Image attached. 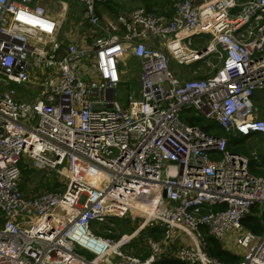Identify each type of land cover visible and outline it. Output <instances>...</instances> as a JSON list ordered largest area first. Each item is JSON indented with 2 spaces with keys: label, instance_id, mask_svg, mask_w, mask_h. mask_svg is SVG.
I'll list each match as a JSON object with an SVG mask.
<instances>
[{
  "label": "built area",
  "instance_id": "built-area-1",
  "mask_svg": "<svg viewBox=\"0 0 264 264\" xmlns=\"http://www.w3.org/2000/svg\"><path fill=\"white\" fill-rule=\"evenodd\" d=\"M76 1L89 44L59 41V20L36 0H0V264H229L205 250L207 236L228 235L241 253L234 264H264V228L243 223L261 217L264 176L226 136L180 118L191 110L228 135L264 136L254 101L264 90V0H175L170 15L134 8L102 23V0ZM128 56L140 94L122 104ZM169 58L206 76L181 79ZM23 82L41 86L33 100L8 89ZM21 160L57 173L58 189L25 195ZM126 217L137 228L114 237ZM145 225L162 229L145 238L147 254L124 249Z\"/></svg>",
  "mask_w": 264,
  "mask_h": 264
},
{
  "label": "rangeland",
  "instance_id": "rangeland-1",
  "mask_svg": "<svg viewBox=\"0 0 264 264\" xmlns=\"http://www.w3.org/2000/svg\"><path fill=\"white\" fill-rule=\"evenodd\" d=\"M53 6L51 7V4L49 6L52 10L58 12L60 11V5L58 4V0H50ZM67 3L68 6V13L65 15H61L60 18H62V24L60 25V34H66L70 19L73 17L72 13L74 11H77L81 8L80 3H78L76 0H62ZM175 0H104L100 2V12L103 16L101 17V23L104 19L115 17L117 13L119 12H126L128 10L134 9V8H144L147 9V7L150 6L151 3L157 4H163L168 3V7L172 9V4ZM148 10V9H147ZM150 11V10H149ZM154 12V11H153ZM79 14H83L82 10H80ZM80 22V20H78ZM82 25H85L87 29L89 30V27L86 23H83ZM82 30V31H81ZM77 35L78 37H81L82 35L86 37V32L83 31L82 26L81 29H77ZM88 33H91L88 31ZM71 34H74V31L71 32ZM98 34H102V30L99 31ZM82 36V37H83ZM92 34H90V37ZM90 37L89 40L90 41ZM196 38H202L207 39V34H201V36H197ZM87 38H85L86 42ZM210 61L213 63V65H218V58H213L212 56L209 57ZM139 64L136 62L135 58H132L131 56H128L122 64V75H121V83L117 86L115 90V99L124 104L128 100V94L131 93V91L135 92L136 97H139L140 94V85L138 82V74H139ZM169 66L170 68L175 72V74L180 77L181 79H193L195 78L199 73L196 72L193 68L195 64L191 66H185L182 65L180 62L169 58ZM200 70L205 69H211V66H209L206 63H201L198 65ZM202 72V71H201ZM8 89H12L15 91V97L18 99H24V100H33L34 97L40 92L41 86L38 84H31L29 82L25 83H10L8 86ZM254 101L256 103V106L258 108V117L264 118V90H257L255 92ZM231 135V134H229ZM230 147L229 149L246 155L250 158V170L251 172L257 173L256 169H254L256 166H262L264 165V159L262 157V145H263V136L262 133H252L249 136H234L230 137ZM253 153H255L258 156V160L253 159ZM25 166L28 168L27 164ZM258 174V173H257ZM48 178L50 180L56 179L59 180L58 174L51 171H41L32 169L30 174H26L22 176L21 181V188L25 195H36L39 193H42L47 190V186H49ZM63 189V188H62ZM264 206V204L262 205ZM253 216H248L245 220L253 219ZM128 219V222H125L124 220ZM141 220V219H140ZM262 222V220H261ZM115 233H126L130 234L129 228L134 227L137 228L138 221L132 222L129 218H122V219H115ZM264 225V223L262 222ZM148 228L145 225L141 230H139L135 234V238L132 240V242L124 247L126 250H130L131 252H134L135 254L139 255H146L147 249L145 246V238L148 237ZM230 249L234 251V253H239L238 250L234 248V243L231 242ZM231 251V252H232ZM84 254L87 258L91 257V255L87 252H81Z\"/></svg>",
  "mask_w": 264,
  "mask_h": 264
},
{
  "label": "trees",
  "instance_id": "trees-1",
  "mask_svg": "<svg viewBox=\"0 0 264 264\" xmlns=\"http://www.w3.org/2000/svg\"><path fill=\"white\" fill-rule=\"evenodd\" d=\"M205 76L206 73L203 72V73H199L195 78H204ZM180 118L184 123L194 127H198L205 133H214L220 136H226L227 140L229 139L230 135L225 133L224 129L221 128V126L216 121L207 119L200 113H196L195 111H191V110H184ZM229 147H230V140H228V148ZM19 164L21 166V171L23 175L31 173L32 169L27 168L22 162V160L19 162ZM261 167H262L261 169H257L256 171L259 175L264 176V165H262ZM48 181L50 182L48 183L49 186H47V190L49 191L58 189V187L60 186L59 181H57L56 179L50 180V178H48ZM253 217H254L253 219L244 220L243 223L255 233H261L264 228V225L262 224L261 219L258 216L253 215ZM124 221L128 222V219ZM129 229L130 230L128 233H132L135 230L134 227H131ZM161 231L162 229L159 226L148 227V235L154 238H159ZM120 235L121 233L119 234L117 233L114 234L113 236L118 238ZM206 239H207L206 242L207 245L205 250L209 255H211L212 257L216 258L219 261H223L229 264H234L239 261L240 257L230 251L223 249L222 245L218 240L214 239L211 236H207ZM157 264H184V263L177 260H171V261L162 260L159 261Z\"/></svg>",
  "mask_w": 264,
  "mask_h": 264
},
{
  "label": "crops",
  "instance_id": "crops-1",
  "mask_svg": "<svg viewBox=\"0 0 264 264\" xmlns=\"http://www.w3.org/2000/svg\"><path fill=\"white\" fill-rule=\"evenodd\" d=\"M36 1H37V3H39L40 5H42L52 17H54L55 19L59 20L60 25L63 23L62 22V18H60V16L63 13L66 16V13H68V6H67V3L66 2H65V8H62V5L60 4V1H62V0H58V4L60 5V11L56 12V11H54V10L51 9V7L53 8V6H52L51 3H49V2H51L50 0H36ZM102 1H104V0H102ZM196 1H199V0H196ZM62 2H64V1H62ZM49 4H51V7L49 6ZM100 5L101 4L99 3L98 12H99L100 17L103 18L102 14L100 12ZM170 7H168V3H165L164 2L161 5L160 4L155 5L154 3H151L150 6L147 7V8L150 9V11H154L156 13H166L167 15H170L172 13V9H170ZM80 10H82V12H83L82 5H81V8L80 9H78L77 11H74L72 13L73 17H71V19H70V23H69V27H68L67 33L66 34H60V32L58 33L57 39L59 41H64L66 36L69 38V40H70V38H72L75 41L79 40V37L76 36V32H77L76 31L77 30V26L76 25L79 24L78 20H81V22L83 20V14H79L80 13ZM128 11H126V12H128ZM119 13H121V12H119ZM112 18H114V16L113 17H110V18H106L105 20L112 19ZM81 26H82L83 31H85L87 33L86 34V37H85V38H87L86 44H89L90 41H88V38L90 37V33H88V31H90V30H88L87 27L85 25H82V24L79 25V29H81ZM59 31H61L60 28H59ZM73 31H74V34H71V32H73ZM85 38L82 40L83 42H84ZM207 40H208V38L207 39H202V38H196V36H194L193 37V47L195 49H201L206 44ZM136 62L138 63L137 60H136ZM230 136L233 137V135H230ZM263 139H264V136H263ZM254 207L255 208H253V210L255 211V214H256L258 212V209H259L260 205H255ZM259 218L262 220V217H259ZM219 242L222 245V248L223 249L229 250V251L231 250L230 249V246H229V245H231V240H230L229 235L226 236V237H224L222 240H219ZM234 254H236L237 256L241 257V253H234Z\"/></svg>",
  "mask_w": 264,
  "mask_h": 264
},
{
  "label": "water",
  "instance_id": "water-1",
  "mask_svg": "<svg viewBox=\"0 0 264 264\" xmlns=\"http://www.w3.org/2000/svg\"><path fill=\"white\" fill-rule=\"evenodd\" d=\"M239 10H241V7H239V6H235V7H232V8L229 10V12H230L231 14H234L235 12H237V11H239ZM163 195H165V193H163ZM261 217H262V222L264 223V207H263V209H262Z\"/></svg>",
  "mask_w": 264,
  "mask_h": 264
},
{
  "label": "bare ground",
  "instance_id": "bare-ground-1",
  "mask_svg": "<svg viewBox=\"0 0 264 264\" xmlns=\"http://www.w3.org/2000/svg\"><path fill=\"white\" fill-rule=\"evenodd\" d=\"M196 37H197V36H196ZM133 209H138V208L134 207Z\"/></svg>",
  "mask_w": 264,
  "mask_h": 264
}]
</instances>
